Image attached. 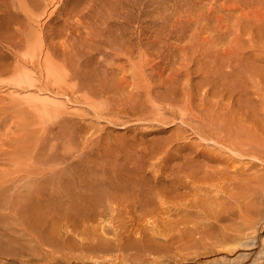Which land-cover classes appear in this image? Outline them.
Listing matches in <instances>:
<instances>
[{
  "label": "rangeland",
  "instance_id": "1",
  "mask_svg": "<svg viewBox=\"0 0 264 264\" xmlns=\"http://www.w3.org/2000/svg\"><path fill=\"white\" fill-rule=\"evenodd\" d=\"M61 167L74 251L46 264H264V0H0V184ZM16 237L1 215L0 264Z\"/></svg>",
  "mask_w": 264,
  "mask_h": 264
},
{
  "label": "bare ground",
  "instance_id": "2",
  "mask_svg": "<svg viewBox=\"0 0 264 264\" xmlns=\"http://www.w3.org/2000/svg\"><path fill=\"white\" fill-rule=\"evenodd\" d=\"M123 47V46H122ZM121 47V48H122ZM120 48V47H119ZM120 48V49H121ZM115 49V48H114ZM117 50V48H116ZM120 51V50H119ZM47 53V52H46ZM46 56V55H45ZM47 57V56H46ZM152 59V58H151ZM37 60V59H36ZM46 60L43 61V63L45 62ZM167 62V61H166ZM46 64V63H45ZM43 64V65H45ZM42 65V64H41ZM46 66V65H45ZM183 69V68H182ZM163 70V69H162ZM168 76V75H167ZM169 78V77H168ZM18 79V78H17ZM163 80V79H162ZM15 81V80H14ZM129 83V82H128ZM18 84V83H17ZM159 85V84H158ZM154 88V87H153ZM155 91V90H154ZM149 92V91H148ZM41 94V93H40ZM150 94V93H149ZM131 95V94H130ZM155 97V96H154ZM156 98V97H155ZM39 101L41 102H47V101H50L49 99V96L47 95H42V97L39 99ZM40 102V104H41ZM43 106V105H42ZM41 107V106H40ZM173 108V107H172ZM201 108V107H200ZM42 112V111H41ZM173 112V111H172ZM183 114V113H182ZM185 114V113H184ZM184 118V117H183ZM183 120V119H182ZM221 120V119H220ZM184 121V120H183ZM224 129V127H223ZM226 138V137H225ZM221 142V141H220ZM40 148V147H39ZM239 149V148H238ZM246 149V148H245ZM44 151V150H43ZM42 151V152H43ZM245 151V150H244ZM239 153V152H238ZM237 153V154H238ZM240 156V155H239ZM213 159V158H212ZM26 161V160H25ZM33 163V162H32ZM27 164V163H26ZM37 165V164H34V166ZM30 167H32L30 165ZM60 168V167H59ZM209 168V167H208ZM212 168V167H211ZM219 168V167H218ZM62 169V167H61ZM58 170L56 172H51V174L49 173L48 175L45 176V173H43V171H39V170H34V171H28L26 172L27 174L26 175H23L22 177H20L19 175L16 177V181H21L22 179H24L27 175L33 173L34 176H39L37 178H34L32 179L31 181L27 182V185L25 186V189H22L21 186L17 185L16 183H11V184H6V182L0 184V216L1 215H5V216H9V219H10V223H11V226L13 228V231H15L16 233H18V235L20 236L19 238H17V241L20 242L21 244V247H24L25 249L28 250L27 253H29V264H46L45 263V260L49 258V256H51V254L49 255L50 251H57V252H61V254H65V256H68L66 253H64L65 249L67 251V249L71 252L72 250L74 251V249L70 246V244H67L68 241L70 240V238L63 236L61 234L62 232V225L63 223L61 224V221L63 218H65L66 216H70V214L67 215V212L65 213V210H70L71 207L76 204V202L73 200L74 199H68L67 196L69 198H73L71 195V193H69V191H66L65 189H63L60 185L61 183H65V174L62 175V172H64L65 169H62V170ZM31 170V169H30ZM46 170V169H44ZM48 170V169H47ZM56 170V168H55ZM218 170V169H217ZM54 171V169H53ZM67 171V170H66ZM25 172V170H24ZM74 174L75 171H73ZM72 172V173H73ZM22 173V172H21ZM29 173V174H28ZM71 173V172H70ZM204 173V172H203ZM208 173V172H207ZM20 174V173H19ZM41 174V175H40ZM74 174L72 175L74 177ZM212 174V173H211ZM16 175V174H14ZM191 175V174H190ZM189 175V176H190ZM224 175V174H223ZM13 176V175H12ZM67 176V175H66ZM71 176V175H70ZM71 176V177H72ZM192 176V175H191ZM214 176V175H213ZM222 176V175H220ZM218 176V177H220ZM9 177V176H8ZM6 178V177H5ZM76 178V177H75ZM73 178V179H75ZM206 178V177H205ZM71 179V178H70ZM77 179V178H76ZM81 179V178H80ZM214 179V178H213ZM224 179V178H223ZM26 180V179H25ZM24 180V181H25ZM53 182L55 181L57 183V185H52L50 187L47 186V183L48 181H52ZM67 180L68 182L70 181L67 177ZM66 180V181H67ZM23 181V180H22ZM44 182L45 183L41 184V185H45L47 186L48 188L50 187L52 190L51 191H54V196H50L48 193V196H50L51 198H47V201L46 202H43L44 200L46 199H43V196L44 194H41V192L39 191L40 190V187H37V188H34L33 185L37 186L39 183L41 182ZM72 181V179H71ZM70 183H72V185L74 184V181H72ZM54 182V183H55ZM76 182V181H75ZM85 182V181H84ZM114 182V181H113ZM112 182V183H113ZM203 182V181H202ZM18 183V182H17ZM59 183V185H58ZM81 183V182H80ZM105 184V181L102 182V185ZM108 183V182H107ZM119 183V182H118ZM6 184V185H5ZM49 184V183H48ZM51 184V183H50ZM53 184V183H52ZM67 184V183H66ZM82 184V183H81ZM80 184V185H81ZM101 183H99L100 185ZM115 184V183H114ZM23 185V184H22ZM40 185V186H41ZM64 185V184H63ZM69 185V183H68ZM76 185V184H75ZM85 185V184H84ZM90 185L92 186L91 182H90ZM94 185V184H93ZM98 186V183H95V186ZM100 185V188L101 186ZM118 185V184H116ZM114 185V186H116ZM27 186H33V187H30V188H27ZM71 186V185H70ZM69 186V187H70ZM93 186V187H95ZM105 186V185H104ZM107 186V184H106ZM110 186V184H109ZM122 188H123V185H121ZM42 187V186H41ZM85 188L86 186H81V188ZM108 187V186H107ZM113 186H111L112 188ZM119 187V185H118ZM117 187V188H118ZM126 187V186H125ZM43 188V192L46 193L47 191H44V186L42 187ZM46 188V187H45ZM81 188L79 187V189L81 190ZM82 188V189H83ZM89 188V187H88ZM88 188H86V190L88 191ZM73 190V188H71ZM70 189V190H71ZM93 189V188H92ZM120 189V188H118ZM118 189H116L118 191ZM126 189V188H125ZM25 190V191H24ZM47 190V189H46ZM68 190V189H67ZM84 190V191H86ZM94 191H96V188L93 189ZM92 190V191H93ZM115 190V188H114ZM115 190V191H116ZM122 190V189H121ZM120 190V192H121ZM14 191H18V194L17 196L13 195L12 192ZM42 191V190H41ZM50 191V190H49ZM75 191V190H74ZM73 191V192H74ZM82 191V192H84ZM105 191V190H104ZM20 192V193H19ZM72 192V191H70ZM78 192H80L79 195H82L81 191L78 190ZM100 192V190H99ZM108 192H111V191H108ZM86 193V192H84ZM93 193V192H92ZM112 193V192H111ZM110 193V194H111ZM22 194V196H21ZM42 195L40 200L39 201H42L39 205H35V203L33 202L32 203V200L35 198V197H40L39 195ZM71 194V195H70ZM75 194V192L73 193ZM77 194V193H76ZM94 194V193H93ZM105 195V192H103L101 190L100 194L97 196V198H94L93 200L94 201H91L90 203L88 201H86L84 198H82L83 200H85V202H88L90 205V210H93L92 208L94 207L95 209H100L99 207L101 206H105V200L103 198H100V195ZM78 195V194H77ZM78 195V196H79ZM86 195H88L86 193ZM91 195V192L90 194ZM88 195V196H89ZM119 195V194H118ZM117 195V196H118ZM197 195V194H195ZM77 196V199L79 198ZM83 196V195H82ZM95 196V194H94ZM95 196V197H96ZM198 196V195H197ZM218 196V195H217ZM75 197V195H74ZM85 197V196H84ZM90 197V196H89ZM114 197V196H113ZM46 198V196H45ZM69 200L68 203L66 202L67 199ZM81 199V198H80ZM88 200V198H86ZM92 199V197H91ZM213 199V197H212ZM215 199V198H214ZM38 200V199H37ZM114 200V199H113ZM35 201V199H34ZM80 201V200H79ZM107 201L108 202H112L111 199L108 197L107 198ZM200 202V201H199ZM87 203V204H88ZM207 203V202H206ZM211 203V202H210ZM67 204V205H66ZM115 204V203H114ZM113 204V205H114ZM202 204V203H201ZM66 205V206H65ZM210 205V204H209ZM215 205V204H214ZM199 206V205H198ZM211 206V205H210ZM88 207V205L86 206ZM186 207V206H185ZM73 208V207H72ZM75 208V207H74ZM76 208H77V205H76ZM65 209V210H64ZM193 209V208H192ZM203 209V208H202ZM209 209V208H208ZM204 210V213H203V217H210L213 219V214H215L213 212V209L210 211V210ZM81 212H83V210H80ZM219 213V212H218ZM217 213V214H218ZM228 217V216H226ZM70 218H72L70 216ZM214 218L216 219V221H221V220H224L223 217H221L220 214H218V216H214ZM68 220V219H67ZM8 222V221H7ZM184 223V222H183ZM187 223V222H186ZM213 223V222H212ZM221 223V222H220ZM223 223V222H222ZM191 224V223H190ZM203 224V223H202ZM192 225V224H191ZM208 226V225H207ZM211 226V224H210ZM226 226V225H225ZM61 228V229H60ZM69 228V227H68ZM213 228V227H212ZM225 227L221 228V230H223V234L222 235H218L217 237L215 236V239L217 238V241L215 243H210L209 242V245H211L210 247H206V242H205V246L204 248L205 249H208V248H211L213 249L212 251H215V252H225V253H232L236 250L235 247H233L234 245H236V243L238 241H243V239L246 237V233L243 231V229H238L236 231V233L234 234H229V233H225L224 230H228L230 231V227L224 229ZM186 229H190L189 227H186ZM193 229V228H192ZM196 229V228H195ZM233 229V228H232ZM76 230V229H74ZM73 230V231H74ZM179 230V229H178ZM194 230V229H193ZM186 231V230H185ZM233 232V231H231ZM213 234V233H212ZM213 237V235H212ZM211 237V238H212ZM24 238V239H23ZM209 239V238H208ZM209 240H214L213 238L212 239H209ZM238 240V241H237ZM212 242V241H211ZM84 246V245H83ZM45 248H50L51 250H47ZM84 248V247H83ZM214 248L216 250H214ZM45 250L47 252H45ZM211 251V252H212ZM5 252H8L7 254L9 255V253L11 255H19L21 254V252H19L18 250H12V249H8V250H5L4 251V254ZM91 252V251H90ZM89 253V252H88ZM205 253H208L207 251ZM1 254V252H0ZM3 256V254L1 255ZM10 256V255H9ZM8 257V256H7ZM56 257V256H55ZM88 256L86 255H81V257H75L76 261L78 264H87L85 263V258H87ZM92 257V256H90ZM3 258V257H2ZM69 258V257H67ZM53 261L55 260V258H52ZM67 262H69V260L65 259ZM92 260V259H91ZM51 261V260H49ZM27 263V262H26ZM53 264L55 262H52ZM70 263V262H69ZM203 263V262H202Z\"/></svg>",
  "mask_w": 264,
  "mask_h": 264
}]
</instances>
